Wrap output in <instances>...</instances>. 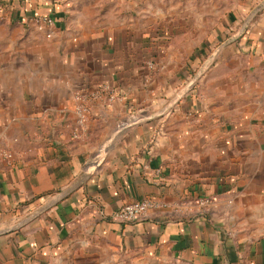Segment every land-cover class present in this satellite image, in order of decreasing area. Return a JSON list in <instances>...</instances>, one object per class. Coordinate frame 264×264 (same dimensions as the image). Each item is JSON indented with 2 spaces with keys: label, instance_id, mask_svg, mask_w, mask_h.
<instances>
[{
  "label": "crops",
  "instance_id": "obj_1",
  "mask_svg": "<svg viewBox=\"0 0 264 264\" xmlns=\"http://www.w3.org/2000/svg\"><path fill=\"white\" fill-rule=\"evenodd\" d=\"M261 2L0 0V264H264Z\"/></svg>",
  "mask_w": 264,
  "mask_h": 264
},
{
  "label": "built area",
  "instance_id": "obj_2",
  "mask_svg": "<svg viewBox=\"0 0 264 264\" xmlns=\"http://www.w3.org/2000/svg\"><path fill=\"white\" fill-rule=\"evenodd\" d=\"M261 12L264 14V7L261 9ZM36 21L38 22V26L40 29H44L46 32V36L52 35V29H49L50 26L53 25L52 18L49 16H41L36 18ZM106 91L107 93V99L111 100L118 96V93L113 90V88L106 86L102 90L97 89L94 91L89 92H76L75 94V111L78 115V123H81L84 118L87 117V115L90 112V103L91 100H94L96 98H100L102 96V91ZM73 136H77V133L74 132ZM6 156L8 153H4ZM208 198H201L199 200L200 203L208 202ZM155 202L151 200L150 198H140V199H134L131 200L120 207H118L112 214L113 219L118 221H131L135 219L141 218L146 211L151 208Z\"/></svg>",
  "mask_w": 264,
  "mask_h": 264
},
{
  "label": "water",
  "instance_id": "obj_3",
  "mask_svg": "<svg viewBox=\"0 0 264 264\" xmlns=\"http://www.w3.org/2000/svg\"><path fill=\"white\" fill-rule=\"evenodd\" d=\"M263 7H264V3L261 2V3L258 5V8H259V9H262Z\"/></svg>",
  "mask_w": 264,
  "mask_h": 264
}]
</instances>
